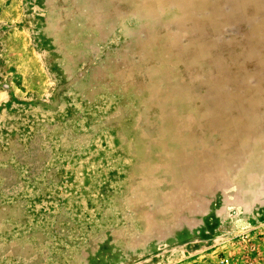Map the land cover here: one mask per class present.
<instances>
[{
	"label": "rangeland",
	"instance_id": "rangeland-1",
	"mask_svg": "<svg viewBox=\"0 0 264 264\" xmlns=\"http://www.w3.org/2000/svg\"><path fill=\"white\" fill-rule=\"evenodd\" d=\"M0 20V96L32 66L118 63L147 134L99 170L97 216L0 232V264H264V0H0Z\"/></svg>",
	"mask_w": 264,
	"mask_h": 264
},
{
	"label": "crops",
	"instance_id": "crops-1",
	"mask_svg": "<svg viewBox=\"0 0 264 264\" xmlns=\"http://www.w3.org/2000/svg\"><path fill=\"white\" fill-rule=\"evenodd\" d=\"M52 68L43 64L27 71L28 81L16 84L23 98L14 92L0 96V232L5 238L23 231L34 242L44 234L78 231L81 217L98 215L88 202L99 200V170L106 178L114 176L116 158L130 162L147 136L141 113L128 107L131 90L122 81L127 78L122 65L112 71L106 65L101 72L92 65L69 81L59 69L55 81H46L44 73H55ZM3 104L10 107L5 112ZM6 242L0 247H17Z\"/></svg>",
	"mask_w": 264,
	"mask_h": 264
}]
</instances>
